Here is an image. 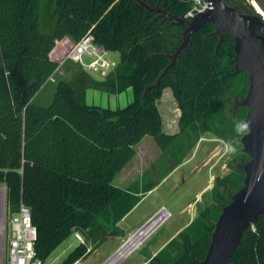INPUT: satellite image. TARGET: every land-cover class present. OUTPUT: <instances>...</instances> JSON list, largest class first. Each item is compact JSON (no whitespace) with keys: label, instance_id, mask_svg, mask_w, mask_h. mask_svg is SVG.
Returning <instances> with one entry per match:
<instances>
[{"label":"trees","instance_id":"16d2710c","mask_svg":"<svg viewBox=\"0 0 264 264\" xmlns=\"http://www.w3.org/2000/svg\"><path fill=\"white\" fill-rule=\"evenodd\" d=\"M145 1L183 18L193 2ZM224 1L258 14L250 0ZM87 33L119 52L116 70L97 78L82 68L57 82L50 103L35 101L59 66L49 56L56 39L78 41ZM182 35V25L135 0H0V183L10 213L21 203L31 208L38 232L35 250L42 261L76 231L85 240L60 264L86 256L88 242H95L105 225L117 227L156 185L124 188L113 182L144 136L167 149L176 166L200 138V124L219 119L227 98L246 94L249 75L235 68L234 36L224 33L218 47L212 22L192 35L159 84L149 87L172 62L169 55ZM130 87L134 100L123 107L86 100L89 88L121 93ZM167 87L181 110L174 133L164 129L158 106ZM241 130L247 131L243 123ZM242 178L244 183V172ZM201 215L148 264H200L215 228L206 213ZM231 261L264 264V214L244 232Z\"/></svg>","mask_w":264,"mask_h":264},{"label":"rangeland","instance_id":"374dc122","mask_svg":"<svg viewBox=\"0 0 264 264\" xmlns=\"http://www.w3.org/2000/svg\"><path fill=\"white\" fill-rule=\"evenodd\" d=\"M250 3L252 4V0ZM110 54L114 59L119 60V52ZM85 60L88 62L91 58L85 57ZM81 69L82 66L78 63L66 60L61 65L59 73L55 75L56 81H47L35 97V101L41 104L50 103L53 100L57 82L60 79L71 78ZM170 90V88L164 90L158 101V106L163 120L166 119L164 122L170 124L168 128L164 125V129L172 133V130L179 129L181 110ZM86 100L88 103L111 108L123 107L134 100V93L131 87L121 93H109L89 88ZM240 100L241 97L227 98V103L224 105L219 119L200 124V138L176 166L170 157V152L161 148L153 136L147 135V140L151 141H146L137 148L141 154L142 149L147 150L145 151L147 152L146 161L139 167L141 171L136 170L134 175L142 176L144 179L141 187L144 186L147 178L157 186L145 194L139 203L117 224V227L104 224L103 234L99 235L95 242H88L87 255L73 264H103L121 243L161 206H165L171 211L170 218L139 248L118 264H141L149 251H155L173 234L178 236L184 230H180V228L188 221L191 223L196 217H202L201 212L206 213L207 220L216 222L227 200L231 199V196L243 183L244 171L241 165L249 160L241 142V138L246 132L245 130L241 132L243 130H241V125L243 123L244 126L247 107L243 109L244 106H236ZM133 159L134 162L137 161L135 157ZM134 164L137 166L139 163ZM118 178L119 174L113 178V182L119 185ZM0 188L4 191L5 196L3 209L0 206V264H3L7 262L5 260V226L13 213L8 211L6 204L5 184L0 183ZM139 189H141L140 185ZM100 221L103 223L101 219ZM83 238L85 240L84 236ZM78 243L79 240L75 233H72L54 249L47 258L46 264H60Z\"/></svg>","mask_w":264,"mask_h":264},{"label":"water","instance_id":"95a60500","mask_svg":"<svg viewBox=\"0 0 264 264\" xmlns=\"http://www.w3.org/2000/svg\"><path fill=\"white\" fill-rule=\"evenodd\" d=\"M158 15L167 17L183 26V35L175 52L169 55L172 62L159 76V84L169 68L191 43L192 35L198 33L208 22L215 26L220 36H234L235 68L249 75L247 92L239 104L247 107L244 126L247 131L241 138L244 152L250 157L241 166L245 173L243 185L223 206L212 233L211 243L200 264H231L234 250L241 244L244 232L264 214V0L255 1L261 12L248 14L227 4L224 0H205L208 8L192 19L168 13L163 7L152 6L145 0H135ZM162 55V54H160Z\"/></svg>","mask_w":264,"mask_h":264},{"label":"built area","instance_id":"2783aa9c","mask_svg":"<svg viewBox=\"0 0 264 264\" xmlns=\"http://www.w3.org/2000/svg\"><path fill=\"white\" fill-rule=\"evenodd\" d=\"M208 6L209 3L205 0H193L184 18L192 19L197 13L205 11ZM111 52L103 45L97 44L91 33H87L78 41H74L72 38L56 39L49 56L58 62L59 66L49 76L48 81H56L55 75L66 60L78 63L84 70L97 78H106L116 70L119 62L118 59L111 56ZM85 57H89L91 60L87 62ZM1 189L0 200L3 199V203L2 205L0 203V206L3 209L5 196H1ZM158 214L161 216V220L155 223ZM171 215L170 210L161 206L140 227L133 231L103 264H118L139 248ZM37 235V227L32 220L31 208L25 203H21L18 211L9 218L5 226V260L7 262L3 264H46V261H42L37 256L35 250ZM75 236L79 241L84 242L82 233L76 231Z\"/></svg>","mask_w":264,"mask_h":264},{"label":"crops","instance_id":"0c3cea01","mask_svg":"<svg viewBox=\"0 0 264 264\" xmlns=\"http://www.w3.org/2000/svg\"><path fill=\"white\" fill-rule=\"evenodd\" d=\"M65 38H70L69 36H64V38L62 37V39H65ZM57 73H59V71L57 72ZM170 87H167V88H165L166 90L167 89H169ZM164 89V90H165ZM171 89V88H170ZM170 91H172V89L170 90ZM164 92V91H163ZM172 93H173V91H172ZM86 95H87V91H86ZM174 95V94H173ZM181 113V112H180ZM180 115V114H179ZM163 121H166V119L165 120H163ZM164 125L168 128V127H170L166 122H164ZM179 130V129H178ZM178 130H172L171 132L172 133H174V132H177ZM147 135L146 136H144V138L136 145V149L139 147V146H142V144L143 143H145L146 141H151V140H147ZM145 151H147V150H143L142 149V154L141 153H139L138 152V149H137V153L135 154V159H137V161H133L134 159V157L127 163V165L118 173L119 174V178H118V182H119V185L120 186H122V187H124V188H128V187H131V186H136V183L137 184H139L140 185V188H142L141 187V185L144 183V179L142 178V176L141 177H138V176H135L134 175V172L136 171V170H139V171H141V169H139V167L140 166H142L143 164H145V161H146V157H147V152H145ZM134 163H139L137 166H135V164ZM138 174V173H137ZM139 178V179H138ZM148 179V180H147ZM145 181V184H147V183H149V181H151V180H149V178H147ZM132 183H134L133 185H132ZM3 184V183H2ZM118 185V184H117ZM157 186V184L153 187V188H155ZM152 188V189H153ZM151 189V190H152ZM150 191H148L147 193H149ZM199 195H200V193H199ZM190 223V221H188L185 225H183L181 228H180V230H183L185 227H186V225H188ZM122 229V228H121ZM174 237H176V235L175 234H173L172 236H170L169 237V239L164 243V244H162L159 248H157L155 251H153V252H148L147 253V256H146V259L141 263V264H148L149 262H152V260H153V258L157 255V253L159 252V250L161 249V248H163L172 238H174Z\"/></svg>","mask_w":264,"mask_h":264},{"label":"bare ground","instance_id":"6f19581e","mask_svg":"<svg viewBox=\"0 0 264 264\" xmlns=\"http://www.w3.org/2000/svg\"><path fill=\"white\" fill-rule=\"evenodd\" d=\"M252 4L254 5V7H255L259 12H261V9L259 8L258 4H257L255 1H252ZM3 195H4V191H2V189H1V196H3ZM0 203H1V205H2V203H3V199L0 200ZM156 218H157V219H156L155 223H157V222H159V221L161 220V216H159V214L157 215Z\"/></svg>","mask_w":264,"mask_h":264},{"label":"flooded vegetation","instance_id":"af4514ba","mask_svg":"<svg viewBox=\"0 0 264 264\" xmlns=\"http://www.w3.org/2000/svg\"><path fill=\"white\" fill-rule=\"evenodd\" d=\"M236 106H242V105H240V104H236Z\"/></svg>","mask_w":264,"mask_h":264}]
</instances>
